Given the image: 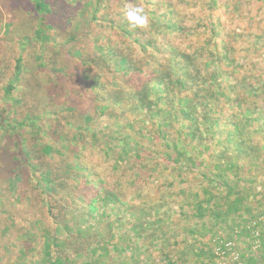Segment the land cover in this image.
<instances>
[{"label":"rangeland","instance_id":"rangeland-1","mask_svg":"<svg viewBox=\"0 0 264 264\" xmlns=\"http://www.w3.org/2000/svg\"><path fill=\"white\" fill-rule=\"evenodd\" d=\"M40 1L43 12L55 9L52 0ZM161 1L164 0H148L150 4L145 0H62V6L58 8L67 10L66 7L70 6V15L66 13L64 18L56 20L46 17L38 22L31 0H0V155L9 156V159L12 155L13 159L21 155L27 157L28 142L32 141L36 147L40 132L46 133L51 126L55 142L48 150L50 152L42 151L41 158L46 155L60 158L57 163L62 166V172H81L80 175H86L92 187L87 198H84V191L81 195L75 191L79 195L76 203L64 209L58 220L63 224L54 229L47 217L48 224L29 244L44 240L46 246L39 254L44 250L50 255L59 256L57 252L61 253L66 259L65 264H93L95 261L101 264H264V161L254 160L247 165V158H244L238 162L240 168L219 169L223 178H233L234 185L225 188L209 180V165H195L191 156L174 151L163 153L166 148L160 146L157 149L161 151L138 157L124 146V140L118 136L112 120L100 118L96 108H92L93 104L83 102L77 103L75 109L69 107L75 105L71 95L80 102L81 97L96 90L94 83L85 79L96 72L88 62H78L77 58L85 54L105 53L108 39L114 42V27H110L103 16L109 15L114 22L125 21L131 16L137 22L143 15L152 19L153 12L146 10L159 6ZM174 1L177 6L181 1L187 3V0ZM221 2L229 3L232 6L228 7L230 10L244 11L245 15L252 13L255 17L253 25L246 23L247 18L242 22L243 19L225 15L228 18L221 19H226V29L237 26V29H254L256 32L264 27V0ZM201 3L202 0L192 4V13L189 11L182 17L187 19L191 14L197 18L205 16L207 10ZM96 8L100 10L95 11ZM220 12L223 13L221 7L217 8L216 14ZM164 19L163 12L155 17L160 23ZM189 24L185 23L186 26ZM47 27L52 32L50 37L46 33ZM139 30L142 32V27ZM171 41L175 46H181L177 40ZM171 41L158 33L155 49H158L160 57L168 56L170 51L167 47ZM259 48L252 43L250 48L241 50L244 52L240 58L245 60L250 72H261L260 69L256 71L255 66L264 60L263 49ZM18 59L20 70L16 74ZM9 85L11 90L7 92ZM153 86L157 87L156 84ZM150 97L157 98V95ZM164 97L166 99L167 95ZM165 99L163 102L170 110L167 112V106L162 105L160 112L162 119L173 128L178 115L177 99L174 95ZM260 104L254 108L262 114L264 104ZM50 108L57 113L48 117ZM156 108L157 105L152 104V109ZM220 111L221 119L216 113L213 115L221 121L231 113L227 105H222ZM141 116V127L135 121L130 125L135 127L138 136L145 133L141 129L147 124L144 113ZM60 117L67 118L73 127L66 126ZM90 127L89 133L85 128ZM200 127L205 128L204 125ZM213 135L215 143L221 147V135ZM204 146H199L200 151H190L198 157L199 163L207 158L209 152L210 155L212 153ZM141 160L147 163L132 167V162L140 163ZM12 168L6 167L2 175L8 174ZM77 176L73 171L71 183H68L75 190L79 184L82 187L78 179L75 180ZM41 179L46 182L43 177ZM105 191L110 193L109 198ZM207 194L224 206L225 214H229L214 219L213 224L206 222L207 216L203 220L194 217L191 209V201ZM114 197L121 199L122 211L112 207ZM234 198L236 203H233ZM179 202H182L181 207ZM90 205L93 206L91 209ZM206 224L205 229L211 228V231L195 235L199 226ZM185 233L187 237L183 239ZM209 247H212L213 256L210 260L202 262L203 254L193 260L196 258L194 255L202 251L206 253ZM29 252L28 255L31 254Z\"/></svg>","mask_w":264,"mask_h":264},{"label":"trees","instance_id":"trees-1","mask_svg":"<svg viewBox=\"0 0 264 264\" xmlns=\"http://www.w3.org/2000/svg\"><path fill=\"white\" fill-rule=\"evenodd\" d=\"M31 1L34 15L39 18L38 22L46 17H53L56 20L61 19L62 16L64 18L66 13L71 14L70 6L66 7L67 10L59 9L62 0H52L55 9H50L49 12H43V4L40 0ZM145 1L150 4L148 0ZM199 1L196 0L198 3ZM221 1L202 0L200 5L207 10V13L200 18L195 17L194 14L187 19L182 17L188 14L192 4H196L194 0H187L186 4L181 1L178 6L174 0L161 1L159 6L146 10L153 12L152 19L148 15H143L137 22L132 16L120 22L117 20L114 22L109 15L103 16L110 27H114L112 30L114 42L108 39L109 45L105 48L110 50L109 54L107 50L95 56L85 54L77 58L78 62H88L96 72L92 76L85 77L86 80L89 79L92 84L94 83L96 90L93 92L91 90L86 96L81 97L80 102L75 100L76 96L71 95L75 105L69 107L75 109L77 103L83 102L93 104L92 108H96L95 111L100 118L112 120L118 136L124 140V146L131 149L138 157L152 155L160 146L166 148L163 153L174 151L191 156L193 164L209 165L210 181L228 188L234 185L233 178H223L219 174V169L240 168L238 162L244 158H247V165L254 160L264 161V112L259 114L254 108L257 103L264 104V67H262L264 60L260 62L257 60L256 71L260 69L261 72L255 73L250 72L251 69H248L245 60L240 58L244 52L241 50L250 48L252 43L254 47L259 45L261 47L259 49H263L264 53V27L257 29L256 32L254 29H237V26L226 29V19L221 18H228L227 15L243 19L242 22L247 18L246 23L251 24L255 17L252 13L245 15L244 11L230 10L232 6ZM219 7L223 8V13L216 14ZM160 12L165 15L164 22L161 23L155 20ZM186 22L190 23L189 26L185 25ZM140 27L142 32L139 30ZM152 27L154 31H151ZM49 28H46V33L50 37L52 32ZM158 33L167 37V41L177 40V44L181 46L177 47L171 41L167 47L170 51L168 56L160 57L158 49H155ZM178 39L186 43L182 44ZM135 58L137 60L134 62ZM17 63L16 74L20 70L19 59ZM67 78L70 79L69 75ZM10 87L11 85L8 86L7 92L11 90ZM153 94L157 95V98L150 97ZM164 95H167L166 99ZM170 95H174L177 99L178 115L173 128L167 120L162 119L160 112L162 105L167 106L163 102L164 99L167 100ZM55 99L58 100L57 97ZM154 103L157 105L156 110L152 109ZM222 105H227L231 112L223 121L220 120L219 114ZM59 107L60 104L57 109ZM166 109L169 112L168 106ZM56 113L57 111L50 108L48 117ZM142 113L147 118V124L146 128L141 129L145 133L138 136L135 127L130 125L135 121L141 127L139 119H142ZM215 113L220 119L213 115ZM40 114L44 118L42 110ZM60 119L66 126H72L67 118L60 117ZM201 125L205 128H201ZM85 130L90 133L91 127ZM205 132L208 134H204ZM40 133L36 147H33L32 141L28 142L29 150L25 154L27 157L21 155L20 158L13 159L12 155L9 159V156L0 155V258L3 259L0 264L38 262L65 264L66 259L61 253L57 252L59 256L50 255L44 250V253L39 254L46 246L44 240L43 242L36 240L32 245L29 242L48 224L47 217L51 219L54 229L62 225L63 223L59 224L58 220L64 209L76 203L81 191L86 193L84 198H87L92 189L88 184L87 176H81V172L75 170L74 173L78 175L75 180L78 179L82 187L80 184L76 186V190L70 187L68 183H71L70 176L73 171L71 174L70 171L62 172L63 170H60L62 166L58 164L60 158L55 159L54 156L52 158L49 155L41 158L42 151L50 152L48 150H51L55 138L51 126L46 133ZM215 133L221 135L219 138L221 147L215 143L213 137ZM203 144L205 150L212 153L210 155L209 152L207 158L201 159L203 161L199 163L198 157L190 151L197 150ZM206 161L209 164H206ZM144 163L147 162L134 161L131 165L139 167ZM9 166L13 168L8 174L2 175ZM215 171L217 173H214ZM42 177L46 182L41 179ZM85 183L88 185H83ZM104 194L109 198V192L105 191ZM117 197L112 199V207L116 206L118 211H122V206L119 205L121 199ZM236 201L234 198L233 203ZM191 202L193 216L202 220L207 216L208 224H213L215 220L229 215L225 214L224 206L213 201V196L209 194ZM179 206H182V202H179ZM92 207L90 205V209ZM208 224L200 225L199 232L197 231L195 235L202 234ZM206 231H211V228ZM186 237L185 233L182 238ZM200 255L202 262L210 260L213 257L212 247H209L206 253L202 251L194 255L196 258L193 260ZM93 264L101 263L95 261Z\"/></svg>","mask_w":264,"mask_h":264}]
</instances>
